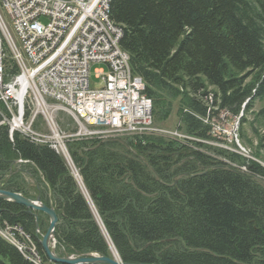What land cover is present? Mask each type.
<instances>
[{
    "label": "trees",
    "instance_id": "obj_1",
    "mask_svg": "<svg viewBox=\"0 0 264 264\" xmlns=\"http://www.w3.org/2000/svg\"><path fill=\"white\" fill-rule=\"evenodd\" d=\"M109 16L122 29L120 47L129 54L132 74L144 83L155 121L164 120L179 98L187 134L213 139L211 122L225 112L241 114L244 136L246 115L256 101L264 102V0H110ZM251 126L264 147V105ZM202 146L209 154L137 136L68 143L123 262L264 264V167L226 149ZM231 165L247 170L239 173ZM0 189L31 199L38 195L55 209L59 255H111L62 156L17 132L10 140L4 125ZM47 219L38 212L37 231L29 209L0 199V229L20 227L35 243L41 264H54L38 241ZM0 264L36 263L29 251L20 252L0 235Z\"/></svg>",
    "mask_w": 264,
    "mask_h": 264
},
{
    "label": "built area",
    "instance_id": "obj_2",
    "mask_svg": "<svg viewBox=\"0 0 264 264\" xmlns=\"http://www.w3.org/2000/svg\"><path fill=\"white\" fill-rule=\"evenodd\" d=\"M109 2L0 0V125L8 128L10 140L17 132L34 144L47 145L75 170L67 139L141 133L152 122V101L120 47L122 31L110 19ZM96 63L102 67L94 84L90 67ZM58 112L70 117L75 132L60 129ZM238 118L240 114L237 126ZM73 176L82 183L77 170ZM3 232L19 242L20 252L29 251L42 261L20 227L5 226ZM51 245L56 246L54 238ZM109 248L116 254L112 245Z\"/></svg>",
    "mask_w": 264,
    "mask_h": 264
},
{
    "label": "rangeland",
    "instance_id": "obj_3",
    "mask_svg": "<svg viewBox=\"0 0 264 264\" xmlns=\"http://www.w3.org/2000/svg\"><path fill=\"white\" fill-rule=\"evenodd\" d=\"M101 67H102V65L98 64V63L92 64L90 67V80L94 84H97L100 81L96 77V70H99ZM263 105H264L263 101H256L252 110L246 115V122H244L242 124V131H243L244 136H241V133H240V131H241L240 130L241 129L240 128L241 127L240 121H238V126H237V119H236L237 116L236 117L231 116L229 114H226L225 112H222L220 117L218 119H216L214 121V124L212 125L211 133L213 135V139H211V140L198 139L194 136L187 134L181 128L182 125H181L180 116H179L180 99L176 98L172 101L171 111L164 120L155 121L153 114H152V122L150 125H148V126L146 125V129L144 132L128 133V134H123V135L117 136V137H130V138H132L134 136H137L139 138H145V140L148 139V140H162L165 142H175V143H178V145L181 146L184 150H187V151H189V150L197 151L198 150V151H200L202 153H206V154H209V152H207V150L205 148H203L202 144H207V145H212L214 147L223 148V149L228 150L229 152L236 153V154H239L238 147H240V152L244 158H246L249 161H254V162H256L259 165L264 167V147L259 146L260 142H259V139H258L257 134L255 133L254 129L257 128V132L259 135L263 134V130H262V128H259L257 126V124L255 125L254 129H252V126H251V122L254 119V114L261 107H263ZM56 120L60 126V129L64 133L75 132V130H76L75 124L72 122L70 117L68 115H66L65 113L58 112L56 114ZM40 123L41 122L39 121V124ZM236 135H237V138H236ZM112 138H114V137H112ZM77 139H94V138H91V137H72L70 139H67V142H66L67 147H68V143L70 141L77 140ZM97 140H99V139H97ZM215 157L218 158L219 156L215 155ZM219 159H221V158H219ZM66 165H67V163H66ZM231 166L236 167V168H240V170H242V171L247 170L246 167H244V166H235V165H231ZM67 167H68V165H67ZM72 168L73 167L69 166L68 170L73 175L74 172H76L77 167L75 166L76 170L72 169ZM75 180H76V178H75ZM76 182H77V185L79 186V189L81 190L82 194H85L86 190L84 188V185L79 180H76ZM34 198H32V199H34ZM86 200H88V199L86 198ZM91 203H92V201L90 199V202H88L90 209L92 210L94 217L98 216L97 212L95 211L94 206H92ZM47 221L49 222V219H47ZM98 224H99V227L101 228L103 234L106 237L107 244L110 246L111 242L109 241L102 224L100 222H98ZM2 231H3V229H0V235L4 239L9 241L10 243L14 244L19 249V242H17L16 239H14V237H11V235H9L8 233H6V232L3 233ZM29 240H31V242L35 245V243L33 242V240L31 238ZM27 244H29L28 240H27ZM35 247H36V245H35ZM112 255L119 257L118 254H114L113 252H112ZM61 256H63V255H61ZM34 260H36V262ZM33 261L36 264H40V261H38L37 259H33Z\"/></svg>",
    "mask_w": 264,
    "mask_h": 264
},
{
    "label": "water",
    "instance_id": "obj_4",
    "mask_svg": "<svg viewBox=\"0 0 264 264\" xmlns=\"http://www.w3.org/2000/svg\"><path fill=\"white\" fill-rule=\"evenodd\" d=\"M233 171L243 173L240 169L230 166ZM250 177L257 178L263 181L262 178L249 175ZM264 185V181H263ZM0 199L9 200L17 204L23 205L25 208L29 209L33 213L35 219L36 230L39 227L38 224V212L44 213L48 219V225L45 232L38 239L42 250L47 257V259L54 264H138L131 262H123L119 257L114 255H95L93 253L79 254V255H59L55 250L50 246V240L54 237L55 226L57 223V215L55 209L52 206L45 205L40 197L37 195L34 199L23 196L20 193L6 191L0 189Z\"/></svg>",
    "mask_w": 264,
    "mask_h": 264
},
{
    "label": "bare ground",
    "instance_id": "obj_5",
    "mask_svg": "<svg viewBox=\"0 0 264 264\" xmlns=\"http://www.w3.org/2000/svg\"><path fill=\"white\" fill-rule=\"evenodd\" d=\"M115 29L118 31H122L121 27H119L118 25L115 24ZM3 232V231H2ZM4 233V232H3ZM116 251V250H115ZM117 254V253H116ZM38 261H40L39 259H37ZM36 262V260H34ZM41 264V261H40Z\"/></svg>",
    "mask_w": 264,
    "mask_h": 264
},
{
    "label": "crops",
    "instance_id": "obj_6",
    "mask_svg": "<svg viewBox=\"0 0 264 264\" xmlns=\"http://www.w3.org/2000/svg\"><path fill=\"white\" fill-rule=\"evenodd\" d=\"M28 179V178H27ZM28 181H30L29 179H28Z\"/></svg>",
    "mask_w": 264,
    "mask_h": 264
}]
</instances>
